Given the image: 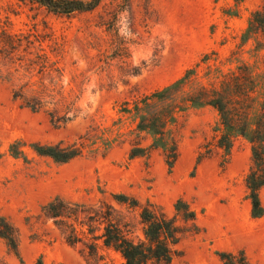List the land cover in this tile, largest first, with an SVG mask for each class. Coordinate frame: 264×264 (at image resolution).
Wrapping results in <instances>:
<instances>
[{"label":"rangeland","instance_id":"374dc122","mask_svg":"<svg viewBox=\"0 0 264 264\" xmlns=\"http://www.w3.org/2000/svg\"><path fill=\"white\" fill-rule=\"evenodd\" d=\"M263 5L102 0L92 11L61 14L29 1L0 0V38L23 35L39 48L25 40L16 51L23 60L39 58L30 78L13 75L17 55L13 63L0 58V216L17 228L25 264L39 257L47 264H125L102 234L113 223L135 242L144 240L145 206L176 216L181 228L169 264H221L219 251L240 250L264 264V215H251L245 181L251 144L237 137L226 156L215 130L218 111L188 101L199 86H219L225 75L239 74V66H250L264 84V27L242 39ZM45 56L53 67L43 71ZM192 68L155 104L176 117L166 148L129 158L134 146L153 143L137 129L136 102ZM15 141L24 144L23 157L11 153ZM31 142L77 144L83 152L58 163L36 154ZM260 196L264 206V189ZM57 197L67 207L55 219L44 208ZM179 199L196 212L194 220L177 215ZM0 264H21L2 238Z\"/></svg>","mask_w":264,"mask_h":264},{"label":"trees","instance_id":"16d2710c","mask_svg":"<svg viewBox=\"0 0 264 264\" xmlns=\"http://www.w3.org/2000/svg\"><path fill=\"white\" fill-rule=\"evenodd\" d=\"M22 1L38 4L53 13L70 14L77 11H92L102 0ZM262 27H264V5L252 13L248 27L243 33V41L248 38L250 32L255 29L260 30ZM25 40L29 43L30 48L39 51L35 41L27 40L26 36L7 34L4 38H0V58L15 62L13 58L17 55L16 51L20 49ZM30 54L32 55V52ZM16 58L18 61L13 65V75L30 78L36 65H39V58L35 60L32 56L28 57L29 60H23L20 54ZM44 61L43 71L52 69L53 65L47 56L44 57ZM239 67L241 68L238 69L239 74L233 72L225 75L219 86H199L188 101L192 107L209 105L218 111L220 119L215 130L220 132L218 146L224 150L226 156L230 155L237 137H243L251 144L252 164L245 181L248 188L247 196L251 201V215L257 218L264 215V206L260 196L264 189V84L260 86L250 66ZM193 71L194 68L187 70L185 75L175 82L136 102L135 111L139 118L137 129L149 133L153 137V143L150 147L134 146L129 153V158L147 155L150 148H166V139L169 138L171 130L170 124L176 117L173 110L167 112L159 109L155 104L173 88H178L181 83L185 82ZM39 101L42 103V99ZM153 110L156 111L153 112ZM23 145L21 141L11 144L10 151L14 157L25 155L22 149ZM30 147L36 154L51 157L58 163H66L83 152V146L77 144L64 146L61 143L31 142ZM173 153V158L169 156L167 159L170 168L173 167L176 160V153ZM115 197L118 200L127 199L125 194H116ZM66 204L64 200L57 197L46 204L44 209L49 216L58 219L66 213ZM175 209L177 215H181L180 213L183 212L186 220L196 218V212L183 199L176 202ZM141 216L145 223L144 240L135 242L128 238L118 225L109 223L105 226V231L102 234L104 244L120 251L125 259V264H169L175 254L174 245L179 242L182 233L176 222V216L168 217L164 212L151 209L149 206L143 207ZM63 221H59L61 226L67 224ZM0 238L4 239L11 251L20 258V263L25 264L19 252L17 228L4 216H0ZM71 242H75V240ZM218 255L221 264H254L243 250L238 252L219 251ZM35 264L47 263L42 257H39Z\"/></svg>","mask_w":264,"mask_h":264},{"label":"crops","instance_id":"0c3cea01","mask_svg":"<svg viewBox=\"0 0 264 264\" xmlns=\"http://www.w3.org/2000/svg\"><path fill=\"white\" fill-rule=\"evenodd\" d=\"M202 19H204V18H202ZM201 23H204V21H203V22H201Z\"/></svg>","mask_w":264,"mask_h":264}]
</instances>
